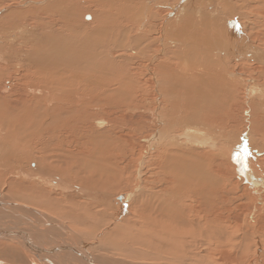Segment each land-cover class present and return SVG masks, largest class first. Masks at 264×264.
<instances>
[{
    "label": "rangeland",
    "instance_id": "1",
    "mask_svg": "<svg viewBox=\"0 0 264 264\" xmlns=\"http://www.w3.org/2000/svg\"><path fill=\"white\" fill-rule=\"evenodd\" d=\"M50 1L51 0H14V1L11 0V2H10V0H0V24H3L5 26V24L7 22L13 20V17L11 18V15L13 16V14L21 13V12L26 13L27 11H29L31 9L39 8L40 12L43 15L46 12L51 13L52 11L49 8H48L49 9L48 10L46 7V5H48V3ZM89 1L90 0H74V1H72L71 4L68 5V7L70 9L72 7L73 12L75 11L74 15L76 17L79 16L78 21L80 23L78 21H76V24L81 26L79 31L72 30L71 36L74 38L73 41L82 42V46H83V44L89 42V44H85L82 47L81 55L77 54L80 51L74 50V49L69 47V49L67 50V52L65 54L62 55V51H59L56 58H49L48 59L46 57V58H44L43 63L41 61V67L37 66V70L41 71V73H42L41 76L46 74L43 77L46 78L48 82H53L55 84L54 85L53 83H50V85L47 86L48 82L47 81L44 82L46 87H47L46 89L50 90L49 93L44 91V90L43 91L38 90L40 92V93H38V95H37L36 91L34 93L30 92V91H27V93L20 91L18 93L17 88H15V80H14L16 75L14 74V72H13V74L7 72L8 70L11 72L10 68H12V67H14V68L16 67L18 69H23L24 67L25 68L31 67L32 65H30L28 63L26 64V62H25V61H30V59L36 60V63H38V59L30 58L31 57L30 53H31L33 47H36V46L34 44L32 46L29 43H25L22 41V39L19 38V37L23 36L24 34L28 35L29 32H31V30H33V26L30 27L26 22L19 24L18 26H23V27H22V29L17 28L18 30L17 29L9 30V28L7 26H5V27L0 26L1 27L0 28V36H1L0 37V41H1L0 42V50L2 48V51L0 52V70H3L4 72L6 71L5 73L2 72L3 78H2V80H0V97L5 99V101H6V99L11 96V101L6 102L5 104L2 103V104H0V106L1 105L6 106L5 108L8 109V110L4 109V111H5L4 114H6L7 111L13 112L12 115L10 116L11 124L13 125V127H14V125H16L15 127H17V125H19V127H20V129L18 131H16V133H15L17 136H20L17 139L18 141H20L19 142V149L17 151L16 150L14 151V149H13V151L15 153L19 154L17 157L21 156V157H26V158H23V161L18 163L20 166L22 165L19 168L22 170L23 175L25 176V172L28 171V169H34V166H36V162L39 161L38 164L41 167L39 165H38V167L40 169H44L46 171L44 174L45 176H41L43 179L45 177L44 186L56 187L57 184L55 185L56 181H54V180L59 179L58 181H62L63 183H67V184L68 183L72 184V186H81V187H83V189L89 191L90 194L92 193V195L90 197L91 199H89L87 202V201L79 198L77 196L76 192L68 191V189H65V188H62L63 189L62 191H60L61 189H55L54 190V188L52 189L49 187L48 191H44L45 194L48 192V194H46L47 195L46 198H44V199L42 198L43 200L42 199L39 200L38 198L35 199V197L32 196V203L33 204L36 203V205H39L43 201H46L49 206L53 205V208L55 209V211L50 212L53 215H51V214L49 215V217H52L51 218L52 220L57 219L58 221H62V220L58 219L60 216H62L65 219V223L69 224L71 222L69 225L72 227H75L79 230L80 229L88 230L90 228V224L92 223V217L94 216L95 212H98L97 214H101L102 211H104L105 214L107 215V218L104 220V222L110 221L109 223H111L112 225H109V223H108L109 226H113L114 220L110 219L113 217V215L117 218H119V217L123 218L124 216H129L130 210H131V212L133 210L132 206H133V203L135 200L134 199L135 195L138 196L140 194V192H142L143 194L146 193V196H148L150 198V196H153V195L156 196V195L160 194L159 193V191H161L160 190V188H161L160 182H161L162 178L156 177L157 176L156 174L159 170L157 168H160L159 163H161V161H162L161 157L163 156V150L159 149L157 147V145L155 144V142H153V141L148 142L147 139L151 138V130H150L151 128L150 127L153 128V127L157 126L159 128L160 127L162 128V126H163L162 121H164V119L160 115L167 113L166 119H167V115L170 119L176 118L179 120H183V118H184L183 121L186 120L184 125L188 126V127L185 126L186 128L184 127L185 132L184 131L183 132L185 135L182 134L181 138L179 139V141L182 144H187V145H182V151L185 149L187 152L186 151H184L185 153L179 152L178 155H172L170 157V159L173 162H177L176 163L177 166L174 165V168H173V170L175 171V172L173 171V175H174V177L176 176V178H178V180H179L178 183H180V185H179V193L180 194L178 193L179 195L177 194L178 195L177 196V195H173V194L168 193L167 195H169V197L166 196L165 199L168 203L174 204V200L179 198V199H177V202L179 201L181 203V205H180L181 210H180V208H179V210L181 212H183V213L180 212L179 216L183 220L185 219L184 225L182 226L183 227L182 230H184L183 233L187 234L189 231H191L193 233V232H196V229H197L196 233L192 234L190 232L187 234L188 236H191L193 238H196L198 236V238H196L195 242H196V246H197V244L200 245V248H199V245L197 246L198 248L196 246L192 247L194 250L191 248L192 251H196V254H195L196 259L193 260L192 264H195L197 261H199V263L197 262L196 264H203V263L204 264H264V246H263L264 245V242H263V240H264V193H263L264 187L261 188L262 185L255 187V186H253L252 180H250L254 176L257 177V179H264V155L262 156V152H264V150H263L264 149V86H262V85H264V77L259 78L261 73H264V66H263L264 63H262V65H260L259 63L254 64V62L250 60V58H251L250 56H252V55H250V56L248 55L247 57L245 56L246 58L241 57L242 62H245V64H248V66L243 65L244 67L239 68L238 71H239L240 75H237L238 76L237 78L232 79L235 82H237L236 80H238V82H240V80H241V82L245 83L244 86L247 84L250 85L251 83L258 85V87H256L257 89L255 90V94L253 93V94L249 95L248 94L249 92L247 91V87L245 88L242 85H241L242 88H240V89L238 88L236 90V93L234 92V94H233L232 93L233 91L228 90V88L225 86L226 84H224V82H222V81L218 85V87H219L218 88V94L219 95H217V88H215L213 85L209 86V90H211V91H210V93L207 94V96H206V93L204 92V90H202V88L204 86L200 87L202 92L199 90V88H196L195 90L191 91L193 89V86L190 85V83H189V82H191V80L190 79L184 80V79L180 78L179 74H183V73H181L182 72L181 68L178 67L176 64L174 65V64L169 63L168 57H165L161 51H159V53H158L157 48L150 51L149 55H151V56L155 55L153 58H151V56L148 57V55H147L149 53V51L148 52L142 51L141 50L142 47L139 48V46H137V49L133 48L135 46L131 47V49H133L132 51L129 48H127V50L126 49H120L118 47L119 46L118 42L120 39H123V35H124V32L120 28H117L116 29L117 31L115 30L116 31L115 32V31H113L114 26H108L103 31H97V29L94 28V27H96V22H97L95 16H98L97 15L98 13L96 14V5L93 4L94 1L91 0L93 3L92 2L89 3ZM247 1H248V3H246L247 6L246 5L242 6L243 0H232L233 4H232V2H230V5L234 6L237 4L236 8L240 9V11L238 10L239 15L243 14L242 16L245 18V19L243 18L244 19L243 21H244V23H246L245 32L244 31L243 32L247 35L248 41L255 43V45H258L259 43L263 44L264 43V25H262V24H264V23H261L260 21H258L257 16H263L264 17V10L262 7H260V4H259V7L256 5V3L261 2V1H258V0H247ZM250 1H252V2H250ZM91 3L93 4V6ZM212 3L216 4V2H212ZM161 4H163L162 7H160V6L157 7L158 9H160V17L158 19V21L159 20L160 21L158 23L162 22V24L164 23L163 25H165L166 20H165V18L164 19H162V18L165 17L167 14H170L171 12H170V9L166 7V4H164L162 2H161ZM238 4H239V6H238ZM72 5H75V6H72ZM78 5L81 8L78 7ZM87 5H89V6H87ZM90 6H92V7H90ZM250 6L251 7L253 6V8H251ZM259 10H261V11L259 12ZM56 17H54V18H56ZM87 17H91V19H89ZM171 17H173V15L169 16V18H171ZM246 17H248V18H246ZM3 18H4L5 22H3L4 21ZM10 18H11V20H10ZM259 18L262 19L261 17H259ZM1 20H3V21H1ZM152 20H153V18H152ZM81 21L83 23H86V24L89 23L88 27L83 26ZM152 22L153 21H150V23H152ZM246 26H247V28H246ZM147 27H149L150 32H151V30H154V28L151 27V24H149ZM157 27L158 28H156V31H154L152 33V36H156V35L158 36L157 31L160 29V24ZM28 29H30V30H28ZM163 29H164V27H162L161 30H163ZM45 30H47V32ZM90 30H92V31H90ZM21 31H23V32H21ZM93 31H94V33H93ZM104 31L106 34L104 33ZM41 32H42V34H47L50 32V29L47 27H44V28L41 27L39 30H37V29L35 30V33H41ZM109 32H110V34L112 33L113 35L116 34L114 36L118 37V38L117 39L111 38L113 35H110ZM260 32H263V34ZM96 33L98 35H96ZM99 33L101 34V37L99 36ZM117 33H118V36H117ZM248 33H250V35ZM106 35H107V37H106ZM7 37H8V40H7ZM260 37H262V39ZM81 38H82V40H81ZM99 38H101V39H99ZM77 39H78V41H77ZM106 39L109 42H107ZM109 39L112 41V43L110 42ZM36 41L37 40H35L34 43ZM5 42H7V43L5 44ZM93 42H95V43H93ZM123 42L125 44V39L123 40ZM9 43H10L11 48L13 47L12 49L8 46ZM91 43H93V44L91 45ZM95 44H96V46H93ZM262 44H260V45H262ZM97 45L99 47H97ZM5 46L7 47V49ZM14 46H16L18 48V50H17V48H14ZM106 46H109L110 49ZM111 46L113 47L112 49H111ZM26 47H27V49H26ZM85 47H86V50H84ZM77 49H79V48H77ZM92 49H94V50H92ZM98 49H99V52H98ZM117 49L119 50V52ZM83 50H84V52H83ZM88 50L94 51L93 54ZM109 50H111V51H109ZM9 51L12 52L11 57L15 59V62H14V59H12V58L10 60H8L9 58L7 59L8 54H6V52L8 53ZM16 51L17 52L19 51V52L15 53ZM23 51H26V52H23ZM116 51H117L118 55H117ZM120 51H122V52H120ZM137 51L141 52V55ZM152 51H154V52H152ZM86 52H87V55H86ZM125 52L128 55H126ZM14 55H15V57H14ZM29 55H30V57H29ZM3 56L4 57L6 56V57L4 58ZM129 57L130 58L132 57L133 59L136 58V59L131 60L132 58L130 59ZM146 57L148 58V60ZM27 58H29V59L27 60ZM120 58L123 59L124 61H121ZM137 58H139V59H137ZM4 59L8 60V64H6L7 62L6 63L2 62V60H4ZM114 59H115V61H114ZM118 59H120V60H118ZM162 59L164 61H162ZM110 60H111V63L109 62ZM137 60H139L140 62ZM145 60H146V62H145ZM155 60L157 61V63ZM165 60H167V61H165ZM19 61H22V64ZM117 61H118V63H117ZM119 61H120V64H119ZM178 61H177V63H179ZM113 62H115V63H113ZM124 62H126V63H124ZM9 63L11 64V66ZM18 63L20 65V67H19ZM144 63L146 65H144ZM44 64H45V66H44ZM109 64H111V65H109ZM124 64H126V65H124ZM17 65H18V67H17ZM104 65L105 66L108 65L107 66L108 69ZM131 66H134V67H131ZM145 66L149 67L150 69L147 68V70H146ZM162 66H165V68H162ZM174 66H176V67H174ZM45 67H46V69H44ZM16 68H15V70L19 71ZM99 68L100 69L102 68L101 69L102 71L104 69L106 71L101 73L102 71ZM154 68H156V69H154ZM48 69H49V71H48ZM92 69H93V71H92ZM109 69H110V71H109ZM117 69H119L120 71L118 70V72H117ZM132 69H134V70H132ZM98 70H100V71H98ZM145 70L147 73L145 72ZM121 72H122V74H121ZM124 72H126V73H124ZM183 72H184V70H183ZM104 73H105L106 77H104ZM118 73L120 76L118 75ZM139 73H140V75H139ZM53 74H55V75H53ZM100 74H101V76H100ZM94 75L97 77V79H99V82H97V84H98L97 86L95 85L96 84V82H95L96 77ZM153 75H154V79L159 83L160 86H157L152 82L151 76H153ZM55 76H56V78H55ZM102 76L104 79L102 78ZM115 77H117V78L119 77L122 81L119 79H116ZM126 77H127V79H126ZM149 77H151V78H149ZM170 77H172V78H170ZM176 77H177L178 81H177ZM107 78H108V80L110 79L109 82H107L108 81ZM147 78H149V81H147L148 80ZM157 78H159V79H157ZM49 79H50V81H49ZM62 79H63V81H62ZM129 79L131 81H129ZM82 80L84 83L82 82ZM91 80L94 83H91ZM100 80H102L101 83H100ZM172 80H173V82L176 83L177 87L174 86L173 87L174 89L171 88L170 92H172V94L167 93L169 95V97H168V95L166 96L165 91L168 90L167 89L168 84ZM180 80L181 81L183 80V82L181 83ZM85 82L86 83L88 82V83L86 84ZM121 82L122 83L124 82V85ZM162 82H164L163 83L164 85H162ZM82 83H83V85H82ZM58 84H60V85L58 86ZM88 84H90V85L88 86ZM115 84H116V86H115ZM51 85L56 86V87H52ZM102 85L104 87H101ZM80 86H83V87H80ZM90 86H91V88H90ZM122 86H124V87H122ZM130 86H133V88H131ZM100 87H101V89H100ZM116 87H117V89H116ZM153 87H158L159 89L156 88V90H155ZM53 88H54V91L52 90ZM80 88H81V91H80ZM106 88L110 89L111 92H113V91L114 92L111 93L110 90H108V92H107ZM120 88L121 89L123 88L124 91L121 90ZM165 88H166V90H165ZM55 89H56L57 93H56ZM76 89H78V90H76ZM112 89H113V91H112ZM92 90H94V91L92 92ZM196 90L198 91V93L196 92ZM59 91H61V92H59ZM62 91L64 93L66 92V94H64ZM132 91H134V92H132ZM189 91L191 92L190 94H188ZM45 93H48V94L45 95ZM73 93H74V95H73ZM100 93H103V94L100 95ZM114 93H116L117 95ZM20 94H22V95L20 96ZM29 94H34L38 98L33 97L34 95L29 96ZM96 94H98V95L96 96ZM118 94L121 96H119ZM194 94H196V95H194ZM79 95H80V97H79ZM108 95H109V97H108ZM110 95H113V96L111 97ZM185 95H187V96H185ZM231 95H232V97H231ZM114 96L116 98L118 96L121 99L114 100V99H116V98H114ZM63 97H64V99H63ZM90 97H92L91 98L92 100L90 99ZM98 97H101V98H99L100 100L97 99ZM102 97H104L105 99ZM106 97H108V98L111 97L110 98L111 100L106 98ZM207 97H209V99H207ZM210 97H212V99ZM31 98L34 99V101ZM60 98H61V100H60ZM67 98H68V100H66ZM125 98L126 99L128 98V100L126 101ZM169 98H171V99H169ZM221 98L223 99V102H222ZM62 99L65 101H62ZM94 99L95 100L97 99V102L93 101ZM15 100H17L19 102H15ZM79 100H80V102H79ZM87 100L89 102H86ZM165 100H167V101H165ZM217 100H219V101H217ZM117 101H118V103H117ZM119 101H120V104H119ZM247 101H249L250 103ZM133 102H136V103H133ZM164 102L166 105L164 104ZM180 102H181V104H180ZM84 103H86V106ZM215 104H216V106H215ZM255 104H257V105H255ZM161 105H162V107H161ZM16 107L18 108L17 111H16ZM76 107H78V108H76ZM106 107H108V108H106ZM112 107H114V108H112ZM109 108L112 110H110ZM120 108H122V109H120ZM158 108L160 109V111ZM162 108L164 109L163 111H162ZM99 109H100V111H99ZM170 109L171 110L173 109V110L171 111ZM253 109H255V110H253ZM32 110H34V111H32ZM96 110H97V112H95ZM37 111H38V113H37ZM202 111H205V112L203 113ZM169 112H171V113H169ZM96 113H98V115ZM177 113H179L178 116L176 115ZM92 114L94 116L95 115L96 116L91 117ZM111 114H113V115H111ZM43 115H45V116H43ZM74 115H75V117H74ZM97 116H99V117H97ZM12 117H15V118L13 119ZM83 117L86 119L88 118V119L84 120ZM89 117H91V119H90L91 121L89 120ZM110 117H112V118H110ZM66 118H68L69 120H67ZM32 119H34V121ZM51 119H53V120H51ZM54 119H55V121H54ZM75 119H78V120L75 121ZM37 121H38V123H37ZM84 121H86V123ZM159 121H161V122H159ZM75 122H78L79 124L77 123L78 124L77 125ZM89 122H90V124H89ZM91 122H94V124ZM160 123L162 124V126H160ZM40 124H41V126H39ZM12 125H11V129H13ZM68 125H69V127H68ZM85 126H87V127H85ZM23 127L26 129H24ZM100 127H101V129H100ZM34 129H35V131H34ZM110 129H112L113 131ZM153 129H155V128H153ZM207 130H209V131H207ZM24 131H27V133ZM58 131H60V132H58ZM97 131H98V133H97ZM31 132H33V133H31ZM91 132H93V133H91ZM186 132L191 133V134H186ZM105 133H107V134H105ZM111 134L113 137L111 136ZM37 135H39V136H37ZM45 135L48 138H46ZM106 135H107V137H106ZM191 135H193V136L196 135L197 137H199V139H200L199 141L201 143L200 142L198 143V141L192 142V141L188 140V139L192 138ZM251 135H253V136H251ZM144 136L145 137L147 136V137L145 138ZM42 137H43V139H42ZM33 138H35V139H33ZM47 139H48V141H47ZM252 139L254 140L253 142H251ZM115 140L116 141L118 140V141L116 142ZM221 140H222V142H221ZM37 141H38V143H36ZM43 141H45V142H43ZM223 141H226V142H223ZM214 142H215V145L212 144ZM34 143H36V144H34ZM255 143L258 145H256ZM220 144H222V145L224 144L225 145V146L223 145L224 148ZM226 144L229 145V147ZM2 146H3V149H0V168L1 167L2 168L0 170H2L3 172H0V190H4L3 192H4V194H6L8 192V190L13 189L12 187H9V185H17L20 183L17 181L16 175L11 176L9 174L10 173L9 168L11 166L6 165V163L4 162V159L6 157H8V156L13 157L14 154L12 153V150L6 149L5 148L6 146H4V145H2ZM183 146H185V147H183ZM94 147H95V149H94ZM155 147H157V148H155ZM137 148H140L139 151ZM104 151H105V153H104ZM130 152H131V154H130ZM221 153H222V156L220 155ZM28 154L33 155V156H31V157H33V161H30V158H27ZM161 154H162V156H161ZM132 155H133L134 159L132 158ZM149 155H152V156H149ZM102 156H104V157H102ZM93 157H95V158H93ZM105 157H106V160H105ZM140 158H141V160H140ZM189 158H190V161H189ZM242 158L244 160H242ZM96 159H98V160H96ZM135 159L137 160L138 163H136ZM181 159L184 161V163H183V161H181ZM209 159H211V160H209ZM8 160H9V158H8ZM148 160H150V161L148 162ZM219 160H220V162H219ZM97 161L99 162V164L96 163ZM147 162L149 165H145V164H147ZM151 162H154L156 164L151 163ZM213 162L215 164H213ZM227 162H229V163H227ZM101 163L102 164L106 163L107 167H106V165H102ZM110 163L111 164L113 163L114 166H112L113 164L111 165ZM239 163H240V165H239ZM139 164H140V166H139ZM150 164H152V165H150ZM26 165L28 168H26ZM243 165L244 166L246 165V166L244 167ZM103 166H104L103 170H106V168L108 169V170H106V172L102 170ZM155 170H156V172H155ZM103 173H106V174H103ZM107 173H109L110 176ZM36 175H37V172H36ZM26 176L28 177L27 179L31 178V177H29L27 172H26ZM48 177L51 179H49ZM154 177H156V178H154ZM180 177L181 178L183 177L182 180L185 182H183ZM157 178H158V180H157ZM88 179H89V181L92 180L93 182H91V181L89 182ZM150 179H153L156 182L153 180H150ZM159 179H161V180H159ZM168 179H169V177H166V178L163 177V181H165V180L167 181ZM46 180H47V182L45 183ZM49 181L51 183H48ZM170 182L171 181L169 180V183ZM156 185L158 187H156ZM28 186H30V185H28ZM72 186H71V188H72ZM6 188H7V190H6ZM16 188L18 190L19 185L16 186ZM56 188H59V187L57 186ZM256 188H257V190H256ZM53 191H55V192H53ZM64 191H67V193H68L67 196H66V194L64 195ZM51 193H52V195H49ZM98 193H100V195ZM258 193H261V194H258ZM95 194L98 196H96ZM126 194L132 195V197L128 200L126 197ZM103 196H104V199H101L102 200L101 201L100 198H102ZM29 199L30 198H27L25 200H29ZM193 200L195 201V203H193ZM5 201H7L11 204L19 205V206L22 204V203L19 204V202H17V201H12L9 198H5ZM54 201H55V203H54ZM58 201H59V203H58ZM65 201H66V203H65ZM67 201L75 202L74 203L75 208L70 207V205L67 204ZM91 202L96 203L97 209L96 208L90 209L87 211L88 213L85 210H80V207L81 208L86 207V206H83V205H85V203L90 204ZM129 204H131V205H129ZM79 205H80V207H79ZM99 205H101V206H99ZM102 205L104 208L102 207ZM105 205H106V208H105ZM126 206H128L129 208ZM198 207H199V209H198ZM61 209L63 211H61ZM65 209L68 211H66ZM179 210H178V212H179ZM128 211H129V213H128ZM187 211H189V212H187ZM61 212H62V214H61ZM58 213H60V214H58ZM66 213L69 215H67ZM126 213L128 215H126ZM190 213H192V214H190ZM70 215L71 216L73 215V216L71 217ZM68 216H70V218L72 220H70V218ZM86 216H88L87 218L89 219L90 224L89 223L88 224L82 223V226L77 224L79 221H84V219H85L84 217H86ZM120 218L117 219L116 221L118 222L120 220ZM108 219H109V221H108ZM62 222H64V221H62ZM106 227H108V226H105L104 228H106ZM188 228H190V230H188ZM193 228L195 229L194 231H193ZM101 230H103V228ZM67 231L71 232L73 234L72 235L73 237L71 239L70 237L65 235L63 237L65 239V241L68 240L67 242L74 243L75 244L74 246L76 248L81 247V246H78L79 244H82V246L83 245L87 246L86 249L90 252V255L92 256V258H95V259H93L95 264H99V263L100 264H145V261H143L142 259H131L130 260L128 258V256H129L128 253H125L123 255L120 253V254L116 255L113 251H108V252H104V250L100 251V249H98L100 237L98 239L97 238L94 239L93 238L94 236H91V237H88V239H85L87 237L82 235L83 232H81L82 233L81 234L79 232L74 231L73 229H71L69 227H68ZM198 231H200V232H198ZM204 233H206V235ZM189 234H191V235H189ZM193 235H195V236H193ZM205 236H208V237L205 238ZM204 238H205V240H204ZM229 238L231 241L229 240ZM201 239H203L204 241ZM207 240H209V241L212 240V241L209 242ZM76 242H78V243H76ZM246 242H248V244H250V245L246 246V244H247ZM204 243H208V244H205V246H202V244L204 245ZM1 244H4V247H2V249L0 248V264H7V263L8 264H41L38 261L33 260L29 256L23 255L17 248L11 246L10 243H7L4 241V242H1ZM207 245H208V247H206ZM228 245L230 247H226ZM214 246H215V248H214ZM218 246L220 247V249ZM231 246H233V248H231ZM238 246L240 248L242 247V249L246 248V252H245V250L242 251V249L240 251ZM14 249H16V250H14ZM17 250L19 252H15ZM209 252H210V254H209ZM83 255L84 254H82L81 256H83ZM125 255L127 256V258ZM84 257H85V255H84ZM101 257H103L105 259L103 261V263H101V261L99 262V259ZM178 259H180V258H178ZM3 260H6V261L4 262ZM7 260L9 262H7ZM146 262H147L146 264H151V262H148V261H146ZM84 263H86V262H84ZM86 264H88V263H86ZM155 264H157V263H155ZM158 264H160V263L158 262ZM177 264H179V263H177Z\"/></svg>",
    "mask_w": 264,
    "mask_h": 264
},
{
    "label": "bare ground",
    "instance_id": "2",
    "mask_svg": "<svg viewBox=\"0 0 264 264\" xmlns=\"http://www.w3.org/2000/svg\"><path fill=\"white\" fill-rule=\"evenodd\" d=\"M14 1V0H13ZM72 1L74 0H51L48 5H46L47 9L49 8L52 12L50 13H45L44 15L40 12L39 8L36 9H31L29 11H27L26 13H15L13 14V16L11 15V18L13 17L12 21H9L5 24V26H7L9 28V30H13V29H22L23 26H18L19 24L26 22L30 27L33 26V30H31V32H29L28 35H23L21 37H19L20 39H22L23 42L25 43H29L33 46V44L36 47H33L29 57L33 58V59H38V63H36V60H31L30 61H25L26 64H30L32 65L31 67H27V68H23V69H18L19 71H16L14 67L10 68L11 72L8 70L7 72L16 75V77L14 78L15 80V88H17V92L19 93L20 91H23L25 93H27V91L30 92H35L40 93L38 90H44L46 92H50V90L48 91L46 88V85L44 82L47 81L46 78H44L43 76H41V71L37 70V66L41 67V61L43 63L44 58H56L57 54L59 51H62V55L65 54L67 52V50L70 48L80 51L77 54L81 55L82 52V47L85 44H89L85 43L82 46V42H75L73 41L74 38L71 36L72 30H76L79 31L80 27L78 24H76V21H78V17H76L73 12V9L71 7V9L68 7L69 4L72 3ZM94 1V3L92 2ZM90 0V2H92L93 4L96 5V14L98 16L96 17V27H94L95 29H97V31H103L106 27L108 26H114V30L115 31L117 28H120L123 32V39H118L119 42V48L120 49H126L129 48L131 49V47L137 49V46L142 47V51H149V53L147 54L148 57H150V51L153 49L157 48V51L159 53V51L162 52V54L165 57H168L169 63L171 64H176L178 67L181 68L183 74H179L180 78L182 79H190L191 82L190 85L193 86V90H195L196 88H199V90L202 92V90H204V92L206 93V96L208 93H210L211 90H209V86L213 85L215 88H217V95L218 94V85L219 83L222 81L224 82V84H226L225 86L228 88V90L233 91L232 93L234 94V92L236 93V90L239 88L243 87H247V91L249 92L248 94H255V90L257 89L256 87H258V85L256 84H250V85H245V83L238 82V80H236L237 82L233 81L232 79L237 78V75H240L239 73V68L248 66V64H245V62H242V58H246L248 55H252L250 56V60L255 63H259L260 65H262V63H264V43H259L258 45H255V43L249 42L247 35L244 33L245 32V25L246 23H244V17L242 15H239L238 10L240 11L239 8H236L237 4L234 6L230 5V2H232V0ZM261 2L256 3V5L259 7L263 8L264 10V0H258ZM9 2V1H8ZM11 2V0H10ZM164 3L166 4V7L170 9V14H167L165 17H163L162 19L165 18L166 22L165 25L162 24V22L158 23V19L160 17V9H158L157 7H162ZM212 2H216L212 3ZM239 2V1H238ZM252 2V1H250ZM13 3V2H12ZM17 3V2H16ZM78 3V2H77ZM91 3V4H92ZM246 3H248L247 0H243L242 6L246 5ZM90 4V5H91ZM92 4V6H93ZM233 4V2H232ZM44 6V5H43ZM75 6V5H72ZM86 6V5H85ZM89 6V5H87ZM90 6V7H92ZM239 6V4H238ZM247 6V5H246ZM78 7H80L78 5ZM251 7V6H250ZM31 8V7H30ZM81 8V7H80ZM166 8V9H167ZM253 8V6L251 7ZM261 8V9H262ZM45 9V8H44ZM48 9V10H49ZM92 9V8H91ZM94 9V8H93ZM158 9V10H157ZM257 9V8H256ZM43 10V9H42ZM47 10V11H48ZM211 10V11H210ZM261 10H259L260 12ZM251 12V11H250ZM258 12V11H257ZM263 12V11H262ZM12 13V12H11ZM82 14V13H81ZM4 15V14H3ZM2 15V16H3ZM173 15V17L169 18V16ZM57 16V17H56ZM56 17V18H54ZM81 17V16H80ZM259 17H261L262 19H260ZM10 18V20H11ZM89 19H91V17H87ZM86 18V19H87ZM153 18V20H152ZM244 18V19H243ZM248 18V17H246ZM81 19V18H80ZM4 20V18H3ZM1 20V21H3ZM257 20L260 21L261 23H264V17L263 16H257ZM150 21H153L152 23H150ZM157 21V22H156ZM5 22V20L3 21ZM79 22V21H78ZM82 22V21H81ZM155 22V23H154ZM80 23V22H79ZM94 23V22H93ZM154 23V24H153ZM91 24V23H90ZM149 24H151V27L154 28V30H151V32L149 31V27H147ZM160 24V29L157 31L158 36H152V33L154 31H156V28H158L157 26ZM82 25L85 27H88L89 23H83ZM264 25V24H262ZM0 26L5 27L3 24H0ZM28 26V27H29ZM36 26V27H35ZM91 26V25H90ZM254 26V25H253ZM0 27V28H1ZM6 27V28H7ZM41 27H47L50 29V32L47 34H42L41 33H35V30H39ZM93 27V26H92ZM162 27H164L163 30ZM90 28V27H89ZM247 28V26H246ZM254 28V27H253ZM252 28V29H253ZM257 28V27H256ZM17 29V30H18ZM88 29V28H87ZM255 29V28H254ZM24 30V29H23ZM30 30V29H28ZM27 30V31H28ZM86 30V29H85ZM47 32V30H45ZM49 31V30H48ZM81 31V30H80ZM92 31V30H90ZM112 31V32H113ZM117 31V30H116ZM115 31V32H116ZM244 31V32H243ZM23 32V31H21ZM86 32V31H85ZM121 32V31H120ZM89 33V32H88ZM94 33V31H93ZM101 33V32H100ZM99 33V36L101 37V34ZM105 33V31H104ZM247 33V32H246ZM263 34V32H260ZM18 34V33H17ZM80 34V33H79ZM106 34V33H105ZM104 34V35H105ZM110 34V32H109ZM108 34V35H109ZM122 34V33H121ZM250 35V33H248ZM13 35V34H12ZM19 35V34H18ZM83 35V34H82ZM93 35V34H92ZM96 35H98L96 33ZM110 35H113L112 33ZM116 35V34H114ZM112 36L111 38H118L115 36ZM103 36V35H102ZM118 36V33H117ZM122 36V35H121ZM1 37V36H0ZM83 37V36H82ZM87 37V36H86ZM91 37V36H90ZM97 37V36H96ZM107 37V35H106ZM251 37V36H250ZM11 38V37H10ZM9 38V39H10ZM92 38V37H91ZM98 38V37H97ZM96 38V39H97ZM104 38V37H103ZM262 39V37H260ZM80 39V38H79ZM101 39V38H99ZM125 39V44L123 42V40ZM127 39V40H126ZM8 40V37H7ZM11 40V39H10ZM37 40L35 43L34 41ZM82 40V38H81ZM88 40V39H87ZM94 40V39H93ZM104 40V39H103ZM107 40V39H106ZM110 40V39H109ZM117 40V41H118ZM259 40V39H258ZM15 41V40H14ZM78 41V39H77ZM116 41V40H115ZM114 41V42H115ZM127 41V42H126ZM1 42V41H0ZM91 42V41H90ZM96 42V41H95ZM93 42V43H95ZM107 42H109L107 40ZM110 42L112 43V41L110 40ZM3 43V42H2ZM7 42H5L6 44ZM80 43V44H79ZM91 43V45L93 44ZM101 43V42H100ZM13 44V43H12ZM19 44V43H18ZM17 44V45H18ZM102 44V43H101ZM100 44V45H101ZM104 44V43H103ZM262 44V45H260ZM23 45V44H22ZM21 45V46H22ZM106 45V44H105ZM112 45V44H111ZM10 48V43L8 45ZM19 46V45H18ZM26 46V45H25ZM31 46V47H32ZM90 46V45H89ZM93 46H96L93 45ZM103 46V45H102ZM101 46V47H102ZM3 47V46H2ZM6 47V46H5ZM97 47H99L97 45ZM109 48V46H106ZM13 48V47H12ZM11 48V49H12ZM14 48H17L16 46H14ZM79 48V49H77ZM113 47L111 46V49ZM138 48V49H139ZM7 49V47H6ZM5 49V50H6ZM22 49V48H21ZM27 49V47H26ZM31 49V48H30ZM89 49V48H88ZM105 49V48H104ZM110 49V48H109ZM18 50V48H17ZM20 50V49H19ZM84 50H86V47L84 48ZM83 50V52H84ZM94 50V49H92ZM102 50V49H101ZM108 50V49H107ZM118 50V49H117ZM133 49H131L132 51ZM2 51V48L0 50V52ZM14 51V50H13ZM27 51V50H26ZM23 51V52H26ZM90 51V50H88ZM103 51V50H102ZM111 51V50H109ZM123 51V50H122ZM120 51V52H122ZM130 51V50H129ZM128 51V52H129ZM130 51V52H131ZM19 52V51H18ZM17 51L15 53H18ZM92 54L94 51H90ZM99 52V49H98ZM97 52V53H98ZM119 52V50H118ZM139 52V51H137ZM154 52V51H152ZM14 53V54H15ZM74 53V52H73ZM114 53V52H113ZM117 53V51H116ZM4 54V53H3ZM7 55V59L10 60L12 57V52L9 51L8 53L6 52ZM5 54V55H6ZM76 54V53H75ZM126 54V52H125ZM139 54L141 55V52H139ZM145 54V53H144ZM154 54V53H153ZM87 55V52H86ZM108 55V54H107ZM113 55V54H112ZM118 55V53H117ZM128 55V54H126ZM134 55V54H133ZM160 55V54H159ZM162 55V56H163ZM171 55V56H170ZM25 56V55H24ZM94 56V55H93ZM100 56V55H99ZM135 56V55H134ZM139 56V55H138ZM155 55H152L151 58H153ZM157 56V55H156ZM246 56V57H245ZM4 57V56H3ZM2 57V58H3ZM6 57V56H5ZM4 57V58H5ZM15 57V55H14ZM90 57V56H89ZM107 57V56H106ZM123 57V56H122ZM242 57V58H241ZM95 58V57H94ZM93 58V59H94ZM125 58V57H124ZM130 58V57H129ZM132 58V57H131ZM130 58V59H131ZM147 58V57H146ZM163 58V57H162ZM14 59V58H12ZM19 59V58H18ZM21 59V58H20ZM29 58H27L28 60ZM96 59V58H95ZM113 59V58H112ZM111 59V60H112ZM121 59V58H120ZM118 59V60H120ZM136 59V58H135ZM135 59H131V60H135ZM139 59V58H137ZM141 59V58H140ZM161 59V58H160ZM8 60H2L3 63L8 64ZM92 60V59H91ZM111 60L109 61L111 63ZM127 60V59H126ZM143 60V59H142ZM148 60V58H147ZM179 60V61H178ZM46 61V60H45ZM115 61V59H114ZM121 61H124L123 59H121ZM139 61V60H137ZM156 61V60H155ZM162 61H164L162 59ZM167 61V60H165ZM177 61L179 63H177ZM250 61V62H251ZM15 62V59H14ZM22 64V61H19ZM131 62V61H130ZM140 62V61H139ZM146 62V60H145ZM149 62V61H148ZM45 63V62H44ZM47 63V62H46ZM115 63V62H113ZM112 63V64H113ZM118 63V61H117ZM126 63V62H124ZM133 63V62H132ZM157 63V61H156ZM10 64V63H9ZM120 64V61H119ZM118 64V65H119ZM131 64V63H130ZM253 64V63H252ZM253 64V65H254ZM19 65V63H18ZM17 65V67H18ZM111 65V64H109ZM114 65V64H113ZM126 65V64H124ZM133 65V64H132ZM144 65H146L144 63ZM153 65V64H152ZM11 66V64H10ZM14 66V65H13ZM16 66V65H15ZM45 66V64H44ZM105 66V65H104ZM108 66V65H107ZM105 66V67H107ZM122 66V65H121ZM135 66V65H134ZM131 66V67H134ZM149 66V65H148ZM154 66V65H153ZM156 66V65H155ZM264 66V65H263ZM9 67V66H8ZM20 67V65H19ZM111 67V66H110ZM115 67V66H114ZM117 67V66H116ZM120 67V66H119ZM123 67V66H122ZM146 70L147 68L150 69L149 67L145 66ZM161 67V66H160ZM176 67V66H174ZM51 68V67H50ZM118 68V67H117ZM129 68V67H128ZM137 68V67H136ZM162 68H165V66H162ZM183 68V69H182ZM9 69V68H8ZM35 69V70H34ZM46 69V67L44 68ZM100 69V68H99ZM102 69V68H101ZM100 69V70H101ZM108 69V67H107ZM112 69V68H111ZM114 69V68H113ZM156 69V68H154ZM158 69V68H157ZM168 69V68H167ZM166 69V70H167ZM98 70V71H100ZM119 69H117L118 72ZM134 70V69H132ZM145 70V72H146ZM169 70V69H168ZM167 70V71H168ZM184 70V72H183ZM49 71V69H48ZM93 71V69H92ZM95 71V70H94ZM102 71V70H101ZM104 71H106L105 69L101 72L103 73ZM108 71V70H107ZM110 71V69H109ZM116 71V70H115ZM120 71V70H119ZM124 71V70H123ZM131 71V70H130ZM143 71V70H142ZM158 71V70H157ZM165 71V70H164ZM171 71V70H170ZM5 73L3 70H0V80H2V76L3 73ZM40 72V73H39ZM133 72V71H132ZM151 72V71H150ZM180 72V71H179ZM97 73V72H96ZM99 73V72H98ZM112 73V72H111ZM120 73V72H119ZM118 73V75H119ZM126 73V72H124ZM130 73V72H129ZM136 73V72H135ZM147 73V72H146ZM110 74V73H109ZM113 74V73H112ZM122 74V72H121ZM142 74V73H141ZM51 75V74H50ZM55 75V74H53ZM125 75V74H124ZM140 75V73H139ZM144 75V74H143ZM52 76V75H51ZM95 76V75H94ZM101 76V74H100ZM112 76V75H111ZM114 76V75H113ZM120 76V75H119ZM96 77V76H95ZM104 77L105 73H104ZM122 77V76H121ZM130 77V76H129ZM128 77V78H129ZM152 77V78H151ZM149 78L152 79V82L157 85L160 86L159 83L154 79V75L151 76ZM264 77V73H261V75L259 76V78H263ZM56 78V76H55ZM93 78V77H92ZM101 78V77H100ZM103 78V76H102ZM116 79L121 80L119 77H115ZM144 78V77H143ZM149 78H147L149 81ZM169 78V77H168ZM172 78V77H170ZM241 78V77H240ZM95 79V78H94ZM104 79V78H103ZM112 79V78H111ZM127 79V77H126ZM131 79V78H130ZM129 79V81H131ZM133 79V78H132ZM159 79V78H157ZM177 79V77H176ZM89 80V79H88ZM98 80V81H97ZM108 80V78H107ZM110 80V79H109ZM109 80L107 82H109ZM142 80V79H141ZM145 80V79H144ZM174 80V79H173ZM170 81L167 87V91H165L166 96L172 92L171 88H173L174 86H176V83ZM253 80V79H252ZM50 81V79H49ZM57 81V80H56ZM63 81V79H62ZM87 81V80H86ZM116 81V80H115ZM118 81V80H117ZM122 81V80H121ZM161 81V80H160ZM178 81V79H177ZM48 82V81H47ZM58 82V81H57ZM65 82V81H64ZM81 82V81H80ZM83 82V80H82ZM96 86L98 85L97 82H99V79H97L96 77ZM102 82V80H100V83ZM114 82V81H113ZM135 82V81H134ZM146 82V81H145ZM180 82L182 83L183 80ZM185 82V81H184ZM250 82V81H249ZM50 83L53 82H48V85H50ZM59 83V82H58ZM84 83V82H83ZM82 83V85H83ZM86 83V82H85ZM88 83V82H87ZM86 83V84H87ZM91 83L92 82L91 80ZM120 83V82H119ZM122 83V82H121ZM130 83V82H129ZM148 83V82H147ZM164 82H162V85ZM54 84V83H53ZM52 84V85H53ZM108 84V83H107ZM114 84V83H113ZM124 85V82L122 83ZM131 84V83H130ZM208 84V85H207ZM259 84V83H258ZM51 85V86H52ZM55 85V84H54ZM60 84H58L59 86ZM90 84H88L89 86ZM93 85V84H92ZM109 85V84H108ZM107 85V86H108ZM118 85V84H117ZM134 85V84H133ZM189 85V84H188ZM242 85V86H241ZM94 86V85H93ZM111 86V85H110ZM116 86V84H115ZM179 86V85H178ZM191 86V87H192ZM204 86V87H203ZM264 86V85H262ZM52 87H56V86H52ZM83 87V86H80ZM86 87V86H85ZM95 87V86H94ZM101 87H104L103 85ZM100 87V89H101ZM106 87V86H105ZM112 87V86H111ZM119 87V86H118ZM124 87V86H122ZM131 88H133V86H130ZM137 87V86H136ZM152 87V86H151ZM177 87V86H176ZM200 87H203L202 90L200 89ZM221 87V86H220ZM91 88V86H90ZM129 88V87H128ZM139 88V87H138ZM137 88V89H138ZM146 88V87H145ZM155 90L158 87H153ZM225 88V87H224ZM107 89V88H106ZM114 89V88H113ZM112 89V91H113ZM117 89V87H116ZM121 89V88H120ZM159 89V88H158ZM174 89V88H173ZM172 89V90H173ZM259 89V88H258ZM54 91V88L52 89ZM78 90V89H76ZM83 90V89H82ZM110 89H107V92ZM119 90V89H118ZM121 90L124 91V89L122 88ZM166 90V88H165ZM185 90V89H184ZM52 91V92H53ZM56 91V89H55ZM81 91V88H80ZM94 90H92L93 92ZM101 91V90H100ZM120 91V90H119ZM138 91V90H137ZM51 92V93H52ZM61 92V91H59ZM63 92V91H62ZM79 92V91H78ZM86 92V91H85ZM96 92V91H95ZM102 92V91H101ZM104 92V91H103ZM111 92V90H110ZM114 92V91H113ZM111 92V93H113ZM128 92V91H127ZM134 92V91H132ZM164 92V91H163ZM196 92L198 93V91L196 90ZM214 92V91H213ZM221 92V91H220ZM259 92V91H258ZM44 93V92H43ZM48 93H45L48 94ZM57 93V91H56ZM55 93V94H56ZM64 93V92H63ZM80 93V92H79ZM78 93V94H79ZM87 93V92H86ZM97 93V92H96ZM123 93V92H122ZM136 93V92H135ZM168 93V94H167ZM191 92L189 91L188 94H190ZM204 93V94H205ZM66 94V92L64 93ZM89 94V93H88ZM103 93H100V95ZM116 94V93H114ZM138 94V93H137ZM142 94V93H141ZM163 94V93H162ZM263 94V93H262ZM12 95V94H11ZM22 94H20L21 96ZM30 95H34V94H29ZM59 95V94H58ZM57 95V96H58ZM74 95V93H73ZM76 95V94H75ZM81 95V94H80ZM79 95V97H80ZM95 95V94H94ZM93 95V96H94ZM98 94H96L97 96ZM117 95V94H116ZM119 95V94H118ZM125 95V94H124ZM196 95V94H194ZM224 95V94H223ZM222 95V96H223ZM19 96V95H18ZM17 96V97H18ZM28 96V97H29ZM61 96V95H60ZM63 96V95H62ZM78 96V95H77ZM88 96V95H87ZM106 96V95H105ZM111 97L113 95H110ZM121 96V95H119ZM160 96V95H159ZM173 96V95H172ZM187 96V95H185ZM199 96V95H198ZM221 96V97H222ZM230 96V95H229ZM5 97V96H4ZM33 97H36V95H34ZM67 97V96H66ZM109 97V95H108ZM106 97V98H108ZM110 97V98H111ZM125 97V96H124ZM169 97V95H168ZM232 97V95H231ZM252 97V96H251ZM38 98V97H36ZM49 98V97H48ZM82 98V97H81ZM80 98V99H81ZM89 98V97H88ZM92 97H90L91 99ZM101 97H98L97 99H99ZM104 98V97H102ZM108 98V99H110ZM114 98H116L114 96ZM172 98V97H171ZM169 98V99H171ZM194 98V97H193ZM206 98V97H205ZM212 99V97H210ZM223 98V97H222ZM221 98L222 102L223 99ZM32 99V98H31ZM30 99V100H31ZM64 99V97H63ZM62 101H65L63 100ZM97 99L93 100L95 102H97ZM105 99V98H104ZM121 98H119L117 96L116 99L114 100H119ZM124 99V98H123ZM126 99V98H125ZM141 99V98H140ZM157 99V98H156ZM207 99H209V97H207ZM228 99V98H227ZM34 101V99H32ZM58 100V99H57ZM61 100V98H60ZM68 100V98L66 99ZM92 100V99H91ZM100 100V99H99ZM111 100V99H110ZM128 100V98L126 99V101ZM197 100V99H196ZM214 100V99H213ZM245 100V99H244ZM11 101V96L9 98L3 99L0 97V104H5L6 102ZM24 101V100H23ZM22 101V102H23ZM78 101V100H77ZM109 101V100H108ZM113 101V100H112ZM167 101V100H165ZM219 101V100H217ZM238 101V100H237ZM251 101V100H250ZM15 102H19L17 100H15ZM32 102V101H31ZM52 102V101H51ZM61 102V101H60ZM80 102V100H79ZM86 102H89L88 100ZM111 102V101H110ZM144 102V101H143ZM156 102V101H155ZM174 102V101H173ZM202 102V101H201ZM208 102V101H207ZM249 102V101H247ZM253 102V101H252ZM75 103V102H74ZM77 103V102H76ZM99 103V102H98ZM105 103V102H104ZM118 103V101H117ZM136 103V102H133ZM216 103V102H215ZM250 103V102H249ZM86 106V103H84ZM88 104V103H87ZM96 104V103H95ZM100 104V103H99ZM108 104V103H107ZM120 104V101H119ZM124 104V103H123ZM127 104V103H126ZM138 104V103H137ZM165 104V102H164ZM181 104V102H180ZM218 104V103H217ZM229 104V103H228ZM260 104V103H259ZM7 105V104H6ZM78 105V104H77ZM92 105V104H91ZM114 105V104H113ZM166 105V104H165ZM219 105V104H218ZM250 105V104H249ZM257 105V104H255ZM26 106V105H25ZM88 106V105H87ZM103 106V105H102ZM127 106V105H126ZM180 106V105H179ZM214 106V105H213ZM216 106V104H215ZM222 106V105H221ZM232 106V105H231ZM6 106H0V149H3V146H6L5 148L8 150H12V153L14 154L13 157H4V162L6 163V165L11 166L10 169V175L14 176L16 175L17 177V181L20 184L17 185H9V187H12L13 189L8 190V192L6 194H4V190H0V248L2 249V247H4V244H1V242H7L10 243L11 246L17 248L23 255L29 256L31 257L33 260L38 261L41 264H95L94 260L95 258H92V256L90 255V252L86 249L87 246H82V244H79L78 246H81L80 248H76L74 245V243H70L65 241V239L63 238L65 235L70 237L72 239V233L67 231L68 227L73 229L76 232H83L82 235H84L85 239H88V237L94 236L93 238H99L100 237V241H99V245H98V249L104 250V252H108V251H113L116 255L117 254H125L128 253L129 256L128 258L131 259H142L143 261H145V264L148 262H151V264H155L158 262L160 264H192L193 260L196 259V251H192L191 248L196 246V238H198V236L196 238H193L191 236H188L187 234L190 233L191 231H189L187 234L183 233L184 230L183 229V225H184V220L179 216V213L181 212V203L178 201L177 202V198L176 200H174V204H170L166 201L165 197H169V194H173V195H177L179 193V185L180 183L178 178H176V176L174 177L173 175V168L174 165H176L177 162H173L170 157L172 155H178L179 152H184L186 151L184 148V150L182 151V145H187V144H182L179 139L181 138L182 134H184V127L187 125H184L186 120H179L176 118H172L170 119L167 115V119H166V114H161L160 116H162V118L164 119V121H162V124L160 123V126H162V128L160 127H153L155 129H153L152 127H150L151 129V138L147 139V141H153L155 142V144L157 145V147L161 150H163V156L161 154V163H159V167L157 168L159 169L157 172V176L158 178H162L159 179L161 180L160 182V190L159 191V195L156 196H150V198L148 196H146V193L143 194L142 192H140V194L137 196L135 195L134 197V203L132 206V212L130 210V215L129 216H124L123 218H120V220L117 222L116 220L119 219L117 217H115L113 215L112 218H110L113 221V226H109L112 225L109 222H104V220L107 218V215L105 214L104 211H102L101 214H97L98 212L94 213V216L92 217V223L90 224L89 219L87 218L88 216L84 217V221H79L77 224H79L80 226H82V223L85 224H90V228L88 230H84V229H77L75 227L70 226L69 224L65 223V219L60 216L58 219L62 220V221H58L56 220H52V217H49V215H53L50 212L55 211V209L52 206H49L48 203L46 201H43L42 203H40L39 205H36L32 203V196L35 197V199H39L41 200L42 198H46L48 194V192L45 194L44 191H48L49 187L50 188H54L55 189H61L60 191H62V188L68 189V191H72V192H76L77 196L85 201L88 202L89 199H91V195L89 191L83 189V187L81 186H72V184H67V183H63L62 181H58V180H54L56 181L55 185L57 184V186L59 188L56 187H52V186H44V179L41 176H45V170L44 169H40L38 167V162H36V166H34V169H28L27 174L29 175V177H31L30 179H27L28 177L26 176V172H25V176L23 175L22 170L19 168L21 167L18 163L23 161V158L26 157H17L19 154L15 153L14 151L19 149V142L17 139L20 136H17L15 133L16 131H18L20 129L19 125H17V127H15L16 125L11 124V120H10V116L12 115L13 112H8L6 114L4 109ZM120 107V106H119ZM128 107V106H127ZM162 107V105H161ZM167 107V106H166ZM262 107V106H261ZM33 108V107H32ZM78 108V107H76ZM102 108V107H101ZM108 108V107H106ZM114 108V107H112ZM124 108V107H123ZM257 108V107H256ZM259 108V107H258ZM15 109V108H14ZM17 107H16V111H17ZM39 109V108H38ZM110 109V108H109ZM122 109V108H120ZM127 109V108H126ZM155 109V108H154ZM159 109V108H158ZM187 109V108H186ZM204 109V108H203ZM223 109V108H222ZM225 109V108H224ZM8 110V109H6ZM31 110V109H30ZM90 110V109H89ZM112 110V109H110ZM115 110V109H114ZM164 109L162 108V111ZM171 110V109H170ZM173 110V109H172ZM171 110V111H172ZM211 110V109H210ZM227 110V109H226ZM225 110V111H226ZM229 110V109H228ZM255 110V109H253ZM257 110V109H256ZM11 111V110H10ZM34 111V110H32ZM31 111V112H32ZM66 111V110H65ZM100 111V109H99ZM160 111V109H159ZM182 111V110H181ZM251 111V110H250ZM56 112V111H55ZM54 112V113H55ZM80 112V111H79ZM84 112V111H83ZM97 112V110L95 111ZM203 113L205 111H202ZM253 112V111H252ZM38 113V111H37ZM49 113V112H48ZM53 113V112H52ZM60 113V112H59ZM101 113V112H100ZM99 113V114H100ZM163 113V112H162ZM171 113V112H169ZM33 114V113H32ZM31 114V115H32ZM85 114V113H84ZM98 115V113H96ZM174 114V113H173ZM179 113H177L176 115L178 116ZM202 114V113H201ZM206 114V113H205ZM255 114V113H254ZM34 115V114H33ZM36 115V114H35ZM67 115V114H66ZM76 115V114H75ZM74 115V117H75ZM101 115V114H100ZM113 115V114H111ZM185 115V114H184ZM212 115V114H211ZM225 115V114H224ZM45 116V115H43ZM51 116V115H50ZM86 116V115H85ZM94 116L93 114L91 115V117ZM96 116V115H95ZM94 116V117H95ZM102 116V115H101ZM181 116V115H180ZM183 116V115H182ZM198 116V115H197ZM196 116V117H197ZM214 116V115H213ZM255 116V115H254ZM33 117V116H32ZM70 117V116H69ZM91 117H89V120L91 119ZM99 117V116H97ZM96 117V118H97ZM105 117V116H104ZM195 117V116H194ZM199 117V116H198ZM197 117V118H198ZM216 117V116H215ZM13 119L15 117H12ZM42 118V117H41ZM48 118V117H47ZM64 118V117H63ZM78 118V117H77ZM84 118V117H83ZM112 118V117H110ZM158 118V117H157ZM57 119V118H56ZM67 120H69L68 118H66ZM73 119V118H72ZM79 119V118H78ZM78 119H75L78 120ZM88 119V118H87ZM86 118H84V120H87ZM187 119V118H186ZM192 119V118H191ZM195 119V118H194ZM206 119V118H205ZM255 119V118H254ZM34 121V119H32ZM31 120V121H32ZM39 120V119H38ZM45 120V119H44ZM48 120V119H47ZM46 120V121H47ZM53 120V119H51ZM158 120V119H157ZM188 120V119H187ZM196 120V119H195ZM42 121V120H41ZM50 121V120H49ZM48 121V122H49ZM55 121V119H54ZM71 121V120H70ZM82 121V120H81ZM91 121V120H90ZM192 121V120H191ZM190 121V122H191ZM67 122V121H66ZM86 123V121H84ZM112 122V121H111ZM161 122V121H159ZM29 123V122H28ZM38 123V121H37ZM45 123V122H44ZM62 123V122H61ZM76 124L78 122H75ZM88 123V122H87ZM94 124V122H91ZM23 124V123H22ZM68 124V123H67ZM79 124V123H78ZM77 124V125H78ZM90 124V122H89ZM11 125L12 128L11 129ZM27 125V124H26ZM36 125V124H35ZM47 125V124H46ZM57 125V124H56ZM76 125V126H77ZM86 125V124H85ZM88 125V124H87ZM154 125V124H153ZM21 126V125H20ZM23 126V125H22ZM25 126V125H24ZM41 126V124L39 125ZM44 126V125H43ZM48 126V125H47ZM99 126V125H98ZM102 126V125H101ZM62 127V126H61ZM66 127V126H65ZM69 127V125H68ZM72 127V126H71ZM87 127V126H85ZM111 127V126H110ZM188 127V126H187ZM256 127V126H255ZM24 128V127H23ZM103 128V127H102ZM108 128V127H107ZM186 128V127H185ZM26 129V128H24ZM101 129V127H100ZM194 129V128H193ZM39 130V129H38ZM90 130V129H89ZM103 130V129H102ZM112 130V129H110ZM186 130V129H185ZM28 131V130H27ZM27 131H24L27 133ZM33 131V130H32ZM35 131V129H34ZM37 131V130H36ZM105 131V130H104ZM108 131V130H107ZM113 131V130H112ZM184 131V132H183ZM195 131V130H194ZM209 131V130H207ZM30 132V131H29ZM39 132V131H38ZM53 132V131H52ZM60 132V131H58ZM89 132V131H88ZM94 132V131H93ZM91 132V133H93ZM33 133V132H31ZM30 133V134H31ZM42 133V132H41ZM40 133V134H41ZM44 133V132H43ZM90 133V134H91ZM98 133V131H97ZM100 133V132H99ZM103 133V132H102ZM46 134V133H45ZM57 134V133H56ZM89 134V133H88ZM95 134V133H94ZM101 134V133H100ZM107 134V133H105ZM114 134V133H113ZM186 134H191V133H187ZM196 134V133H195ZM251 134V133H250ZM24 135V134H23ZM97 135V134H96ZM147 135V134H146ZM149 135V134H148ZM185 135V134H184ZM35 136V135H34ZM39 136V135H37ZM36 136V137H37ZM43 136V135H42ZM46 136V135H45ZM54 136V135H53ZM91 136V135H90ZM98 136V135H97ZM101 136V135H100ZM105 136V135H104ZM112 136V134H111ZM187 136V135H186ZM253 136V135H251ZM35 137V138H36ZM50 137V136H49ZM107 137V135H106ZM113 137V136H112ZM145 137V136H144ZM147 137V136H146ZM145 137V138H146ZM191 139H188L190 141H198V143L200 142L199 137H197L196 135H191ZM33 138V139H35ZM46 138H48L46 136ZM51 138V137H50ZM53 138V137H52ZM57 138V137H56ZM92 138V137H91ZM143 138V137H142ZM194 138V139H193ZM198 138V139H197ZM31 139V138H30ZM43 139V137H42ZM90 139V138H89ZM119 139V138H118ZM211 139V138H210ZM26 140V139H25ZM24 140V141H25ZM51 140V139H50ZM53 140V139H52ZM215 140V139H214ZM29 141V140H28ZM48 141V139H47ZM116 141V140H115ZM118 141V140H117ZM116 141V142H117ZM144 141V140H143ZM254 140L252 139L251 142H253ZM45 142V141H43ZM194 142V143H195ZM216 142V141H215ZM215 142L212 143L215 145ZM222 142V140H221ZM226 142V141H223ZM249 142V141H248ZM38 143V141L36 142ZM34 143V144H36ZM48 143V142H47ZM147 143V142H146ZM201 143V142H200ZM206 143V142H205ZM21 144V143H20ZM45 144V143H44ZM253 144V143H252ZM251 144V145H252ZM256 144V143H255ZM24 145V144H23ZM149 145V144H148ZM154 145V144H153ZM221 146H223L222 144H220ZM227 145V144H226ZM258 145V144H256ZM45 146V145H44ZM110 146V145H109ZM112 146V145H111ZM189 146V145H188ZM225 146V145H224ZM223 146V148H224ZM229 147V145H227ZM253 146V145H252ZM255 146V145H254ZM155 147V148H157ZM185 147V146H183ZM27 148V147H26ZM32 148V147H31ZM45 148V147H44ZM47 148V147H46ZM141 148V147H140ZM140 148H137L138 151ZM148 148V147H147ZM220 148V147H219ZM14 149V151H13ZM95 149V147H94ZM108 149V148H107ZM131 149V148H130ZM133 149V148H132ZM135 149V148H134ZM228 149V148H227ZM7 150V151H8ZM25 150V149H24ZM33 150V149H32ZM101 150V149H100ZM149 150V149H148ZM242 150V149H241ZM260 150V149H259ZM264 150V149H263ZM6 151V150H5ZM95 151V150H94ZM113 151V150H112ZM134 151V150H133ZM156 151V150H155ZM9 152V151H8ZM33 152V151H32ZM96 152V151H95ZM102 152V151H101ZM145 152V151H144ZM177 152V153H176ZM187 152V151H186ZM217 152V151H216ZM221 152V151H220ZM31 153V152H30ZM99 153V152H98ZM105 153V151H104ZM140 153V152H139ZM161 153V152H160ZM185 153V152H184ZM190 153V152H189ZM233 153V152H232ZM24 154V153H23ZM22 154V155H23ZM102 154V153H101ZM131 154V152H130ZM187 154V153H186ZM191 154V153H190ZM225 154V153H224ZM223 154V155H224ZM9 155V154H8ZM109 155V154H108ZM112 155V154H111ZM155 155V154H154ZM222 156V153L220 154ZM264 155V152H262V156ZM33 155L28 154L27 158H30V161H33V157H31ZM96 156V155H95ZM141 156V155H140ZM152 156V155H149ZM156 156V155H155ZM104 157V156H102ZM144 157V156H143ZM9 158V160H8ZM95 158V157H93ZM132 158L134 159L133 155ZM142 158V157H141ZM140 158V160H141ZM146 158V157H145ZM151 158V157H150ZM154 158V157H153ZM159 158V157H158ZM225 158V157H224ZM7 159V160H6ZM36 159V158H35ZM101 159V158H100ZM109 159V158H108ZM220 159V158H219ZM222 159V158H221ZM229 159V158H228ZM98 160V159H96ZM106 160V157H105ZM121 160V159H120ZM131 160V159H130ZM136 160V159H135ZM211 160V159H209ZM225 160V159H224ZM242 160H244L242 158ZM90 161V160H89ZM102 161V160H101ZM104 161V160H103ZM111 161V160H110ZM150 160H148L149 162ZM181 161H183L181 159ZM190 161V158H189ZM218 161V160H217ZM28 162V161H27ZM133 162V161H132ZM141 162V161H140ZM147 162V164L145 165H149ZM159 162V161H158ZM195 162V161H194ZM220 162V160H219ZM241 162V161H240ZM90 163V162H89ZM92 163V162H91ZM96 163L99 164V162L97 161ZM136 163L137 160H136ZM154 163V162H151ZM184 163V161H183ZM229 163V162H227ZM30 164V163H29ZM102 164V163H101ZM111 164V163H110ZM113 164V163H112ZM111 164V165H112ZM156 164V163H154ZM163 164V165H162ZM213 164H215L213 162ZM244 164V163H243ZM32 165V164H31ZM102 165H106L107 164L104 163ZM109 165V164H108ZM138 165V164H137ZM152 165V164H150ZM158 165V164H157ZM240 165V163H239ZM40 166V165H39ZM101 166V165H100ZM114 166V164L112 165ZM140 166V164H139ZM182 166V165H181ZM244 166V165H243ZM246 166V165H245ZM244 166V167H245ZM41 167V166H40ZM147 167V166H146ZM151 167V166H150ZM192 167V166H191ZM2 168V167H1ZM0 168V169H1ZM23 168V167H22ZM26 168L27 165H26ZM30 168V167H29ZM43 168V167H42ZM101 168V167H100ZM104 166L102 167L103 170ZM142 168V167H141ZM148 168V167H147ZM248 168V167H247ZM24 169V168H23ZM96 169V168H95ZM98 169V168H97ZM115 169V168H114ZM149 169V168H148ZM201 169V168H200ZM106 170H108L106 168ZM106 170H103L106 172ZM150 170V169H149ZM188 170V169H187ZM248 170V169H247ZM37 175H36V172ZM141 171V170H140ZM180 171V170H179ZM185 171V170H184ZM249 171V170H248ZM0 172H3L2 170H0ZM98 172V171H97ZM108 172V171H107ZM156 172V170H155ZM175 172V171H174ZM195 172V171H194ZM6 173V172H5ZM49 173V172H48ZM145 173V172H144ZM147 173V172H146ZM151 173V172H150ZM8 174V175H9ZM99 174V173H98ZM97 174V175H98ZM106 174V173H103ZM109 175V173H107ZM7 175V174H6ZM72 175V174H71ZM154 175V174H153ZM178 175V174H177ZM102 176V175H101ZM110 176V175H109ZM149 176V175H148ZM155 176V175H154ZM50 177V176H49ZM48 177V178H49ZM154 177V178H156ZM163 177H169V179L166 181H163ZM179 177V176H178ZM111 178V177H110ZM144 178V177H143ZM157 178V180H158ZM171 178V179H170ZM181 178V177H180ZM179 178V179H180ZM183 178V177H182ZM181 178V180H182ZM51 179V178H49ZM104 179V178H103ZM148 179V178H147ZM215 179V178H214ZM213 179V180H214ZM250 179V178H249ZM53 180V179H52ZM62 180V179H61ZM153 180V179H150ZM149 180V181H150ZM169 180L171 181L169 183ZM247 180V179H246ZM250 180H252L253 186L257 187L259 185H262L261 188L264 187V179H257V177H253ZM89 181V179H88ZM91 182H93L92 180H90ZM89 181V182H90ZM102 181V180H101ZM155 181V180H153ZM183 181V180H182ZM181 181V182H182ZM47 182V180L45 181V183ZM79 182V181H78ZM151 182V181H150ZM156 182V181H155ZM185 182V181H183ZM249 182V181H248ZM48 183H51L50 181ZM97 183V182H96ZM145 183V182H144ZM149 183V182H148ZM209 183V182H208ZM217 183V182H216ZM251 183V184H252ZM154 184V183H153ZM19 185V189L17 190L16 186ZM30 185V186H28ZM54 185V186H55ZM183 185V184H182ZM44 186V187H43ZM72 186V188H71ZM149 186V185H148ZM152 186V185H151ZM193 186V185H192ZM252 186V187H253ZM8 187V186H7ZM123 187V186H122ZM156 187H158L156 185ZM197 187V186H196ZM251 187V186H250ZM198 188V187H197ZM158 189V188H157ZM7 190V188H6ZM257 190V188H256ZM255 190V191H256ZM51 191V190H50ZM57 191V190H56ZM59 191V190H58ZM260 191V190H259ZM55 192V191H53ZM137 192V191H136ZM71 193V192H70ZM94 193V192H93ZM158 193V192H157ZM264 193V192H263ZM66 194L67 196V191H64V195ZM97 194V193H96ZM95 194V195H96ZM100 195V193H98ZM180 194V193H179ZM178 194V195H179ZM184 194V193H183ZM261 194V193H258ZM49 195H52L49 194ZM75 195V194H74ZM177 195V196H178ZM199 195V194H198ZM222 195V194H221ZM98 196V195H96ZM105 196V195H104ZM104 196L101 199H104ZM124 196V195H123ZM187 196V195H186ZM261 196V195H260ZM263 196V195H262ZM70 197V196H69ZM68 197V198H69ZM95 197V196H94ZM127 199L129 200L132 195H127L126 194ZM192 197V196H191ZM5 198H9L12 201H17L19 202V205H15V204H11L7 201H5ZM27 198H30L29 200H25ZM64 198V197H63ZM67 198V197H66ZM125 198V197H124ZM42 199V200H43ZM71 199V198H70ZM98 199V198H97ZM50 200V199H49ZM65 200V199H64ZM99 200V199H98ZM97 200V201H98ZM99 200V201H100ZM106 200V199H105ZM198 200V199H197ZM56 201V200H55ZM54 201V203H55ZM84 201V202H85ZM102 201V200H101ZM181 201V200H180ZM104 202V201H103ZM109 202V201H108ZM131 202V201H130ZM50 203V202H49ZM59 203V201H58ZM66 203V201H65ZM75 202L73 201H67V204L70 205V207L75 208ZM193 203H195V201L193 200ZM84 204V203H83ZM106 204V203H105ZM110 204V203H109ZM124 204V203H123ZM78 205V204H77ZM104 205V204H103ZM102 205V207H103ZM131 205V204H129ZM203 205V204H202ZM19 206V207H18ZM38 208H37V207ZM86 207L81 208L80 205V210H85L86 212L90 209L96 208L97 209V205L94 202H91L90 204H86L83 205ZM101 206V205H99ZM111 206V205H110ZM196 206V205H195ZM78 207V206H77ZM128 207V206H126ZM184 207V206H183ZM104 208V207H103ZM102 208V209H103ZM106 208V205H105ZM112 208V207H111ZM110 208V209H111ZM129 208V207H128ZM131 208V207H130ZM180 208V210H179ZM185 208V207H184ZM24 209V210H23ZM41 209V210H40ZM63 209V208H62ZM61 209V211H63ZM78 209V208H77ZM199 209V207H198ZM23 212H22V211ZM60 210V209H59ZM66 210V209H65ZM70 210V209H69ZM113 210V209H112ZM179 210V212H178ZM68 211V210H66ZM115 211V210H114ZM100 212V211H99ZM104 212V213H103ZM113 212V211H112ZM189 212V211H187ZM88 213V212H87ZM90 213V212H89ZM129 213V211H128ZM183 213V212H181ZM60 214V213H58ZM62 214V212H61ZM67 214V213H66ZM118 214V213H117ZM192 214V213H190ZM65 215V214H64ZM69 215V214H67ZM66 215V216H67ZM87 215V214H86ZM126 215H128L126 213ZM208 215V214H207ZM71 216V215H70ZM70 216H68L70 218ZM73 216V215H72ZM71 216V217H72ZM119 216V215H118ZM122 216V215H121ZM184 216V215H183ZM209 216V215H208ZM191 217V216H190ZM210 217V216H209ZM57 218V217H56ZM80 218V217H79ZM185 218V217H184ZM196 218V217H195ZM78 219V218H77ZM83 219V218H82ZM70 220H72L70 218ZM192 220V219H191ZM207 220V219H206ZM209 220V219H208ZM76 222V221H75ZM112 222V221H111ZM187 222V221H186ZM190 222V221H189ZM74 223V222H73ZM109 223V225H108ZM75 224V223H74ZM198 224V223H197ZM191 225V224H190ZM193 225V224H192ZM105 226H108L106 228H104ZM193 227V226H192ZM103 228V230H101ZM195 228V227H194ZM193 228V231L195 230ZM70 230V229H69ZM188 230H190V228H188ZM205 230V229H204ZM219 230V229H218ZM225 231V230H224ZM73 232V231H72ZM197 232V229H196ZM193 232V233H196ZM200 232V231H198ZM102 235H101V234ZM192 233V232H191ZM192 233V234H193ZM199 234V233H198ZM202 234V233H201ZM206 235V233H204ZM218 234V233H217ZM222 234V233H221ZM191 235V234H189ZM195 236V235H193ZM208 236H205V238ZM200 238V237H199ZM204 238V240H205ZM239 238V237H238ZM261 238V237H260ZM64 239V240H63ZM210 239V238H209ZM255 239V238H254ZM253 239V240H254ZM203 240V239H201ZM203 240V241H204ZM215 240V239H214ZM230 240V238H229ZM258 240V239H257ZM72 241V240H71ZM97 241V240H96ZM209 241V240H207ZM212 241V240H211ZM209 241V242H211ZM231 241V240H230ZM245 241V240H244ZM259 241V240H258ZM261 241V240H260ZM87 242V241H86ZM95 242V241H94ZM249 242V241H248ZM248 242H246V246L250 245L248 244ZM264 242V240H263ZM78 243V242H76ZM260 243V242H259ZM262 243V242H261ZM205 244L208 243H204V245L202 244V246H205ZM214 244V243H213ZM217 244V243H216ZM243 244V243H242ZM86 245V244H85ZM88 245V244H87ZM199 244H197L198 246ZM210 245V244H209ZM215 245V244H214ZM220 245V244H219ZM227 245V244H226ZM90 246V245H89ZM196 246V247H197ZM264 246V245H263ZM208 247V245L206 246ZM210 247V246H209ZM219 247V246H218ZM226 247H230L229 245ZM261 247V246H260ZM198 248V247H197ZM200 248V245H199ZM202 248V247H201ZM215 248V246H214ZM231 248H233V246H231ZM239 250L241 251L242 247L240 248L238 246ZM258 248V247H257ZM262 248V247H261ZM193 249V248H192ZM220 249V247H219ZM16 250V249H14ZM15 251V252H19V251ZM194 250V249H193ZM196 250V249H195ZM213 250V249H212ZM238 250V251H239ZM245 250L246 252V248L242 249V251ZM256 250V249H255ZM260 250V249H259ZM198 252V251H197ZM218 252V251H217ZM99 253V252H98ZM11 254V253H10ZM82 254L84 255L81 256ZM111 254V253H110ZM210 254V252H209ZM212 255V254H211ZM81 256V257H80ZM126 256V255H125ZM142 256V257H141ZM202 256V255H201ZM207 257V256H206ZM259 257V256H258ZM102 258V259H101ZM99 259V262L101 261V263H103V261L105 260L103 257H101ZM108 258V257H107ZM111 258V257H110ZM127 258V256H126ZM180 258V259H178ZM199 258V257H198ZM114 259V258H113ZM200 259V258H199ZM111 260V259H110ZM128 260V259H127ZM4 262L6 260H3ZM109 261V260H108ZM112 261V260H111ZM133 261V260H132ZM179 261V262H178ZM7 262H9L7 260ZM86 262V263H84ZM114 262V261H113ZM112 262V263H113ZM135 262V261H134ZM155 262V263H154ZM199 263V261H197ZM196 262V263H197ZM195 263V264H196ZM8 264V263H7ZM100 264V263H99ZM204 264V263H203Z\"/></svg>",
    "mask_w": 264,
    "mask_h": 264
}]
</instances>
